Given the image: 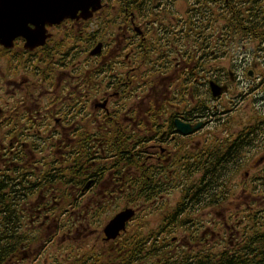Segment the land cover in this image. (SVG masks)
<instances>
[{
  "label": "flooded vegetation",
  "instance_id": "flooded-vegetation-1",
  "mask_svg": "<svg viewBox=\"0 0 264 264\" xmlns=\"http://www.w3.org/2000/svg\"><path fill=\"white\" fill-rule=\"evenodd\" d=\"M100 5L46 24L32 48L0 44V264H39L57 235L42 229L65 202L71 257L55 264L94 253L121 264L122 236L152 246L147 230L210 256L264 236V0ZM45 176L62 178L43 187ZM139 222L155 226L129 231Z\"/></svg>",
  "mask_w": 264,
  "mask_h": 264
},
{
  "label": "trees",
  "instance_id": "trees-1",
  "mask_svg": "<svg viewBox=\"0 0 264 264\" xmlns=\"http://www.w3.org/2000/svg\"><path fill=\"white\" fill-rule=\"evenodd\" d=\"M61 176L52 177L45 176V180L47 181L43 187H47L52 180L61 179ZM62 184H65L63 181ZM64 191V189H61ZM66 203V202H65ZM62 204L60 206L54 207L53 212H57L60 214L61 212L66 211V204ZM146 224L139 222L133 224L129 231L132 232H143L145 231L144 226ZM14 223L11 224V228H15ZM27 230L35 228L38 226L31 227L30 224H27ZM58 230L66 229V224L60 221L57 225ZM12 229V233H13ZM15 230V229H14ZM153 232L156 238H153L154 242L152 246L143 245V243L147 244V238L145 236L139 237H129L126 238L122 236L125 243L122 245V263L121 264H264V236L260 234L259 231L257 233L252 234L249 238H246L243 241L240 250L235 249L234 252L230 254H221L219 256H210V255H197L193 254L187 250H172L169 246H167L168 240H163L162 238L157 237V232L154 230H147ZM34 232H39V229H36ZM26 241H34L36 237L27 236L25 237ZM46 237H42V240H45ZM22 237L20 236H12V242L22 241ZM29 245H26L28 248ZM12 252L14 248H18L17 244L11 245ZM118 251L115 249L111 251V253L107 254H116ZM92 252L91 254H93ZM1 257V255H0ZM84 257L87 255H82L81 257H76L77 259L70 263L67 260L61 264H106L102 261V258H99L97 254L94 253V258L87 262ZM91 258V257H90ZM58 264V263H57Z\"/></svg>",
  "mask_w": 264,
  "mask_h": 264
},
{
  "label": "water",
  "instance_id": "water-1",
  "mask_svg": "<svg viewBox=\"0 0 264 264\" xmlns=\"http://www.w3.org/2000/svg\"><path fill=\"white\" fill-rule=\"evenodd\" d=\"M100 6V0H0V44L10 47L16 37L22 36L26 46L32 48L44 41L46 24L74 17L78 10L88 17ZM133 215L130 208L115 214L103 228L106 238L113 239L125 230Z\"/></svg>",
  "mask_w": 264,
  "mask_h": 264
},
{
  "label": "rangeland",
  "instance_id": "rangeland-1",
  "mask_svg": "<svg viewBox=\"0 0 264 264\" xmlns=\"http://www.w3.org/2000/svg\"><path fill=\"white\" fill-rule=\"evenodd\" d=\"M65 212L66 211H64V212H61L60 214H58V216H59V218L61 219L62 218V222L63 223H65L66 224V229H64V230H60V231H64V232H57V229H56V224L60 221V219L59 218H56V217H50V219L47 221L46 220V225H45V227L47 228V229H42V231L43 232H46V231H48V232H52V234H57L56 236H55V238H54V240L52 241V243L51 244H49V245H47V246H42V252H41V256H40V258H39V264L41 263L42 264V262L41 261H44V259H47V262L46 263H48V264H55V261H58V260H62V258L63 257H65L66 256V259H70V255H69V253H67V252H69V250H70V247L67 245V242H66V247L64 246V245H62V244H65L64 243V239H66L67 238V232H65L66 230H67V227H68V225H69V221H67V220H69L68 219V217H67V215H65ZM113 210L112 209H109V211H108V213L106 214V216L105 217H102V220L103 221H105V219L109 216H111L112 214H113ZM53 219H55L54 220V222H55V224H54V222H53ZM52 220V221H51ZM39 222V221H38ZM103 224L104 223H102V224H92L91 226H90V228H95V227H99V229H101L102 228V226H103ZM150 226V227H153V226H155L154 224H151V223H147L145 226H144V228H145V230L147 229V226ZM77 230H79V231H81V232H83V230H81V227H79ZM68 231H71V229L70 230H68ZM74 231V230H73ZM86 231H90V229L89 228H87L86 229ZM76 237H80V238H82V235H78V236H76ZM52 239H53V237H52ZM88 241L90 242V244H92L94 241H95V235H89L88 236ZM44 247H46V250H45V248ZM80 247H82L81 245H80ZM88 248V247H87ZM84 249H86V247H84ZM94 249L95 250H97V249H99V250H101V244L100 243H95V245H94ZM83 250H80L78 253H81ZM84 251H86V250H84ZM92 251V250H91ZM94 251V250H93ZM65 252H66V255L65 256H63L64 254H65ZM34 253H35V250H34ZM33 257V256H32ZM29 263V261H25L23 264H28Z\"/></svg>",
  "mask_w": 264,
  "mask_h": 264
},
{
  "label": "bare ground",
  "instance_id": "bare-ground-1",
  "mask_svg": "<svg viewBox=\"0 0 264 264\" xmlns=\"http://www.w3.org/2000/svg\"><path fill=\"white\" fill-rule=\"evenodd\" d=\"M216 189V188H215Z\"/></svg>",
  "mask_w": 264,
  "mask_h": 264
}]
</instances>
